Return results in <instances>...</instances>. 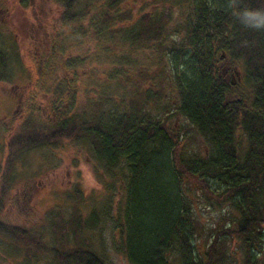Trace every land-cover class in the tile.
<instances>
[{
    "label": "trees",
    "instance_id": "trees-1",
    "mask_svg": "<svg viewBox=\"0 0 264 264\" xmlns=\"http://www.w3.org/2000/svg\"><path fill=\"white\" fill-rule=\"evenodd\" d=\"M56 1L63 23L96 10L101 21L95 30L108 33L110 42L122 41L124 55L140 46L161 49L172 20L167 7L140 13L129 25H113L131 18L129 9L119 8L122 0ZM186 1L187 13L171 28L179 37L165 47L177 91L173 110L150 112L154 93L138 87L113 108H94L91 115L60 112L50 121L32 112L7 131L4 189L20 154L64 140L88 143L111 176L123 171L120 193H108L102 208L86 211L80 189L66 192L49 213L48 236L0 220L6 253L19 256L18 264H108L98 247L102 242H93L94 232L108 222L113 245L129 264H238L229 252L235 241L240 264H264V0ZM0 35V79L12 80L19 53L14 42L6 43L9 37ZM224 57L240 69L241 95H234L220 70ZM173 112L205 138L206 151L183 148L179 131L168 122ZM195 197L231 213L207 231L201 246L196 240L205 225Z\"/></svg>",
    "mask_w": 264,
    "mask_h": 264
},
{
    "label": "rangeland",
    "instance_id": "rangeland-1",
    "mask_svg": "<svg viewBox=\"0 0 264 264\" xmlns=\"http://www.w3.org/2000/svg\"><path fill=\"white\" fill-rule=\"evenodd\" d=\"M22 1L26 3L0 0V31L9 37L6 43L14 42L20 59V65L13 64L17 70L13 79H0V177L5 163L6 133L20 117L29 113L33 112L34 117L43 121L54 119L60 112L85 111L91 115L94 108L106 110L126 102L138 87L154 93L147 107L150 112H163L165 106L170 107L177 101L165 47L179 37L171 28L187 13L186 0H122L119 8L129 9L131 18L113 25H129L145 11L167 7L172 11L161 49L140 46L125 55L122 41L110 42L108 33L102 35L95 30L101 21L96 10L63 23L58 18L56 0ZM70 59H75L72 65L67 62ZM219 65L224 78L231 81L234 95H241L238 66L227 57ZM168 122L179 131L185 150L199 153L207 150L205 138L184 116L173 112ZM10 171L6 189L0 180V197L7 195L5 201L0 200V220L39 229L46 236L49 235V213L57 209L54 204L61 203L72 187L81 190L83 208L88 211L93 206L102 208L108 193H120L123 186V171L116 170L114 176L104 171L92 156L88 143L81 140L31 148L19 155ZM195 210L205 225L196 240L201 246L207 231L214 224L225 222L231 213L208 204L203 197H195ZM113 234L110 223H104L101 232H94L93 242L96 245L102 242L98 247L108 264H129L123 252L114 247ZM6 250V243L0 237V264H18L20 257L8 256ZM229 252L240 264L236 241L230 245ZM33 264L48 263L40 260Z\"/></svg>",
    "mask_w": 264,
    "mask_h": 264
},
{
    "label": "flooded vegetation",
    "instance_id": "flooded-vegetation-1",
    "mask_svg": "<svg viewBox=\"0 0 264 264\" xmlns=\"http://www.w3.org/2000/svg\"><path fill=\"white\" fill-rule=\"evenodd\" d=\"M0 10L2 11V6L0 5ZM0 24H2V17H0ZM0 29H1V26H0ZM0 34L1 31H0ZM0 50L2 51V35H0Z\"/></svg>",
    "mask_w": 264,
    "mask_h": 264
}]
</instances>
